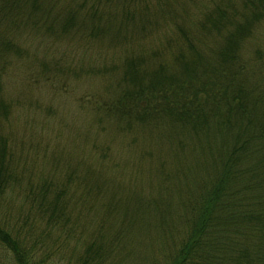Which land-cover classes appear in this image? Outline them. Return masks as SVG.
I'll return each instance as SVG.
<instances>
[{"label":"trees","instance_id":"obj_1","mask_svg":"<svg viewBox=\"0 0 264 264\" xmlns=\"http://www.w3.org/2000/svg\"><path fill=\"white\" fill-rule=\"evenodd\" d=\"M171 2L0 0V77L22 36L145 43L98 57L112 93L88 97L93 128L34 180L11 162L0 80V203L27 204L19 229L0 220L11 264H264V0Z\"/></svg>","mask_w":264,"mask_h":264},{"label":"rangeland","instance_id":"obj_2","mask_svg":"<svg viewBox=\"0 0 264 264\" xmlns=\"http://www.w3.org/2000/svg\"><path fill=\"white\" fill-rule=\"evenodd\" d=\"M169 1L187 4V0ZM168 7H171L170 10L175 8V3H168ZM109 19L106 25L110 23ZM148 19L153 20L152 17ZM120 22L123 21L120 19ZM138 27L130 25L123 30L132 33L138 31L135 29ZM154 28L149 40L158 42L165 35V30ZM133 40L130 46L126 44L129 43L127 39L123 42L90 43L91 39L87 41L79 35L70 34L56 44L46 40L39 44L30 43V39L22 36L20 41L24 47H31L27 57L8 62L0 77L6 102L12 106L11 116L4 128L12 136L8 150L18 173L32 177V180L39 178L51 169L48 159L53 153L71 149L80 142V135L92 125L93 112L88 97L103 98L114 88L111 73L97 71L98 57L104 58L105 63L112 62L114 53L119 52L121 47H129L130 51V47L145 45L139 39ZM255 40L254 46L264 45V22ZM136 41L142 44L138 45ZM149 44L152 46V41ZM246 50L248 53L252 51L249 46ZM8 190L0 203V220L7 222L11 229H19L21 223L17 218L23 214L21 210L27 204L17 190ZM54 233L45 240L46 245L55 240ZM35 250L40 256L42 249ZM9 256L0 247V264H11ZM44 264H66V259L61 254L53 255Z\"/></svg>","mask_w":264,"mask_h":264}]
</instances>
